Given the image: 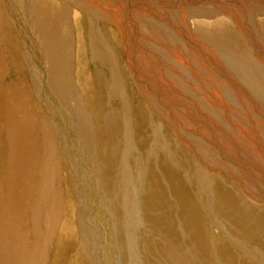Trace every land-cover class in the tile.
<instances>
[{"label":"rangeland","instance_id":"1","mask_svg":"<svg viewBox=\"0 0 264 264\" xmlns=\"http://www.w3.org/2000/svg\"><path fill=\"white\" fill-rule=\"evenodd\" d=\"M52 1L60 8L63 7L64 3L62 0ZM111 1H113L112 3L114 5V8L112 7L113 11H117L116 13H121L122 11L124 13L128 12L127 14H132L134 17L133 20L135 23L133 20L131 22L132 24L129 23V27L131 29H133V26L135 25L133 30L129 28L128 33V38L130 43H132L131 47H128L124 43L123 39L126 38L125 33L117 22L107 19H100L97 20V22L93 20L91 21L86 16L83 9L79 6L71 5V11L68 16L66 15L65 18L64 16L61 17L60 23L57 22V26H54V33L59 39L61 38L63 40L65 26H67L66 31L68 32L69 29L71 33L68 34L70 35L69 37L72 38V33H74L73 39L70 38L68 40L69 42L67 41L69 44H66L67 46H64V44L62 45L63 47H66V51H64V48L62 47L64 51V54L62 51V55H64V58L67 57L65 59H69L67 60V63L70 62L68 65L65 64L66 61L64 62V58L62 57L61 71L65 73L64 69H66L65 76H67L65 77L63 74V78L67 79L64 81L67 92L65 91L63 97L58 96L57 93L54 92V89H52L53 86L50 80H48L49 78L43 77V75H47V73L43 72L44 70H42V72H36L38 69L36 70L34 65L35 62L31 61L28 57V45H30V41L32 40L28 34L24 33L23 28L19 27L22 25L21 19L10 15L7 8L9 0H0V29H2L0 30V34L2 33L1 35H3V37L0 35V191L3 190L5 197L9 195V197H6L5 205H9L11 196H14V193L11 190V188L14 187L13 185L18 184L20 180L23 185H26L27 187L29 185V190L27 189L25 195H17L19 194L18 192L15 195V197L17 196L15 200H19L18 204L21 205V207L20 205L17 207L20 213L18 216L21 217L20 219L24 218L27 208L31 204L34 197L33 195H35L39 190L40 193L42 192L41 187L44 179L43 168H47V159L54 155L53 161L55 163L54 170L52 171V177H54L52 180L53 182L51 183L54 187V191L51 197L48 196V203L45 206H48L49 212L50 207H54L55 215L58 216L55 219L53 226L54 230L52 229L53 232L51 233L50 240L46 239L48 231L45 229L44 221L46 214H43L46 210L45 206H43V212H41L42 214H40L41 216L37 221V229H39L40 232L38 235L41 236V243H39L41 248L44 247L45 241H50V252L48 254L46 264H131L132 259L135 256L132 253L133 251H136L135 254L138 258L137 264H171L168 259L169 254H166V246L169 245L167 243L169 241V237L171 238V241L175 239V241L171 244L181 246L180 249L183 250L182 252L185 250L188 254H192L195 247L199 249L200 246H202L200 248L201 250L199 249V251L197 249L196 253L198 252V258H201V256L203 257L201 261L206 264H264V96H262L263 94L261 93L254 94L250 87L232 71L228 64L225 65L222 62L215 61V56L218 53L228 52L231 54L234 49L235 52L236 50L237 52L241 51L240 54L242 51L244 52V54L242 53L243 55L241 54L242 56L239 52H233L231 54L233 57L236 54L234 58H239V56L244 57V55L246 57L250 54L249 57L253 58V60L257 59V63L259 62L258 64H261L259 67H263L261 69L264 70V33L253 32L252 35V32H250V37L243 32L240 36V43L238 45H228L225 43L220 44L219 42H216V44L212 41L211 43L215 48H218L221 45L219 47L220 49H215L212 44H210L209 52L198 51L201 53V56H197L204 63V71L207 73V76H212L211 78H207L210 80H205L206 76L202 72V76L197 75L196 77H191L187 80V83L190 85L187 84V87H181L171 78V71H173V73L178 72V67H172V63H168L166 60L158 58L157 56H160L159 52L152 50L154 52L153 53L150 50H146L145 47V51L142 52L139 49V46H136V44H139L140 41L136 32V30H139L138 26H140V21L143 23L149 22V24L152 21L153 24L157 21H162L166 17L165 15L168 9H170L173 5V9H179L182 6L181 4H184V7L189 5L198 7V10L190 12L187 16L192 21L191 23H193L195 19L211 20L212 18L213 20L226 15L224 10L221 11V9H223L221 7L229 4L231 5V3L236 1L238 2V0H144L146 3L143 5V0ZM114 1L116 3H114ZM124 2H127L128 5L127 3L124 4ZM257 2V4H263V6L260 4L259 8H264L263 0H257ZM69 4L70 3H67L68 6ZM120 4L122 5L120 6ZM124 5H127L126 8ZM138 5H141V7ZM115 6L117 9H115ZM150 6L155 7L154 10L153 7L150 8ZM215 7L216 9H214ZM139 8H141V12ZM156 9L159 11L157 12ZM76 10L77 12H75ZM131 10H134V12ZM208 10L212 11V13ZM217 10H220L221 12L218 11L217 13ZM145 11L149 13L147 14ZM202 11L205 12L204 15H202ZM76 13L79 15L77 18L75 15ZM208 13L210 14L208 15ZM66 17L69 18L70 22L68 20L67 21L69 24H72L73 28H68L71 26L67 21H64L68 19ZM149 18H151V21ZM260 18L264 19V14H262ZM66 22L67 24H65ZM58 23H63L60 26L63 29V32L60 30ZM92 26L95 28H92ZM72 30L73 32H71ZM98 31L100 32L99 35ZM33 35H36V37L34 36L36 38H34L35 40L40 39L36 33ZM171 37L173 38V35H171ZM99 38L101 39V42L98 40ZM174 38L177 41V44H175L176 49L180 50L183 48L181 47L183 46L181 45V41L184 42V39H180V37L175 35ZM143 40L144 44L150 47V43L144 36ZM71 41L73 42L74 48L70 47L72 46ZM106 41L108 42L105 43ZM249 42L252 44H249ZM254 42L256 43L254 44ZM100 44L103 47H101ZM26 45L27 47H25ZM89 45H91V49L93 50L89 48ZM123 45L127 46V48H124ZM33 49L34 48L32 46V52L34 51ZM67 49H70L72 52ZM133 49H136V51ZM73 50L75 54L73 53ZM170 50V57L172 56V58H175L176 60L181 59L179 56L176 57V54L178 53L177 50L173 49V52L171 51V53ZM95 52L98 53L95 55ZM210 52H213L212 55ZM66 53L70 54L67 56ZM110 53L113 54L114 60L116 58V75L113 73L114 68H111L113 66H109L110 57L108 55ZM135 53L138 56V60L134 58ZM91 54L92 56L94 55V57H92ZM210 55L212 57H210ZM156 57L161 61V65H157L159 61L156 64L154 63V61L157 60ZM98 58H100V60H98ZM131 58H133L134 61H131ZM133 62L135 63L136 68L138 67V69H141V71L139 70L140 72L135 69ZM110 63L112 64V62ZM42 65L43 62L41 63V68ZM221 66L224 67L222 68ZM213 67L216 68L214 69ZM96 68H98V70ZM98 71L102 73H99ZM133 71L135 73H133ZM137 72H139L140 75L142 74V77ZM39 73L43 75L39 77ZM70 73H72V76ZM114 76L116 77L114 78ZM198 80L200 81L198 82ZM138 81L139 83L142 82L140 83L141 85L137 83ZM162 81H166L170 88L163 85ZM202 82L208 87H206ZM143 84L150 85H147L146 87L150 90L151 95L152 93L154 94L152 96L153 100L155 99V101L163 104V110L158 112L152 107L153 101L151 100L149 94H146L144 89L145 85L143 86L144 88L142 87ZM109 85L114 88L111 90ZM118 85L120 86L119 88ZM106 87H108V89ZM122 87L124 89H122ZM209 87L211 88L209 89ZM224 87L231 89L234 93L233 103L224 95L223 92H221L224 90ZM220 88H222V90ZM167 89L168 92H166ZM211 89L212 91L209 92ZM45 90L46 92L48 91V97L46 98H44L46 95ZM160 92L161 94H159ZM121 93L122 95L125 94L124 96L127 100L123 98L124 96H122ZM195 94H198L199 96H195ZM213 94L214 97H210L213 96ZM179 95L181 96V100H179ZM260 95L262 97L259 98L258 96ZM208 96L210 99L212 98L211 101ZM73 97L75 100L72 101ZM121 97L127 102L124 103L125 101ZM160 97L163 98L159 99L162 102L157 99ZM192 98L193 100H191ZM262 98L263 100H261ZM213 100H216L217 102ZM193 101L196 102L195 104H198L197 106H200L205 110L198 111L202 120L196 121L195 124L188 125L183 122L187 120L185 117L189 116V112L187 111L190 109L189 104ZM66 104H69V108ZM77 104L81 105L79 108L83 109L82 113H86L91 116L94 129L96 130L95 138H97L93 139L94 142L92 141L91 143L93 146H89L88 142L82 137L80 139L77 137L73 139L71 137V140L65 145V142L62 139L63 136L59 133V130L68 132L67 127L69 128L70 123H67L66 126V121L71 122L70 119L73 117L72 112H75L77 109ZM167 107H173L172 109L170 108L173 113L169 108L168 112ZM208 108H210V110ZM127 109L128 114L131 115L129 116L130 119L125 121L121 116L127 115ZM206 109L208 111H206ZM110 111L113 113H110ZM189 111L194 112V109L191 108ZM209 111L211 112L210 114ZM216 111H220L218 112L219 114ZM121 112L124 113L122 114ZM109 113L112 114L113 117ZM65 116L67 117L65 118ZM109 119H115V132L118 133H116V137L113 140H109L107 135V123H110ZM126 122L127 124H125ZM125 126L128 128L127 130H130L132 143L134 142L133 144L136 145L132 148L133 150L130 149V153L128 155L129 157L125 156V152L123 151L127 149L126 145H123L122 141L124 130L126 131ZM70 127L73 129L72 125ZM178 131L180 133H178ZM117 138L120 141L117 142ZM195 140L196 142H194ZM21 144H25L27 146L23 151L20 149ZM86 145L88 147H86ZM124 160L126 161L124 162ZM124 165H126V167ZM127 166L130 167L129 169L132 177L131 181L133 182L130 183L129 188H126V192L128 191L126 198L130 199L133 197L131 201L135 203V210L137 208L136 213H138V221H136L137 226L133 241H129L126 233L123 232V225L121 223V216L123 213L119 209L121 208L119 204L120 202H117L115 199L117 197L116 193H118L119 190L118 188H120L116 186L119 185L121 179L119 173L121 171L124 172V170L128 168ZM136 166L138 168L140 167V170ZM238 166L241 169H239ZM120 168H122L121 171ZM24 169L27 170L26 177H32L31 180L29 178L26 183L25 181H22V170ZM135 173L137 175H135ZM232 174L235 177H233ZM20 186L21 185L18 187L20 188ZM81 188L84 190L83 194L81 193ZM136 188H138V190ZM86 189L89 190V193ZM44 191L46 192V189H44ZM156 193L158 195H156ZM97 194L99 196H97ZM152 200H155L154 203ZM21 208L24 209V212ZM242 208L243 210H241ZM140 211L141 213L139 214ZM248 211H252V213H248ZM168 212L171 215L173 222H169L167 225L168 217H165L166 227L163 228L157 221V216L155 217V215H169L167 214ZM91 213H93L95 217L96 228L99 234L97 248H95L92 244L93 242H91L92 240L90 238L92 236L90 233L83 230V225L91 221V218L93 217L91 216ZM118 220L119 222L117 223ZM26 225H28V229L32 227L33 230L34 224L32 222ZM191 226H193V230L191 229ZM163 229L168 238H162L161 231H163ZM170 247L171 246L169 245L168 248ZM103 256L106 258H103ZM188 256L191 257V255ZM3 258L6 260L5 256H3ZM4 260L0 259V264H7ZM38 263L43 264L44 261L39 260Z\"/></svg>","mask_w":264,"mask_h":264},{"label":"bare ground","instance_id":"2","mask_svg":"<svg viewBox=\"0 0 264 264\" xmlns=\"http://www.w3.org/2000/svg\"><path fill=\"white\" fill-rule=\"evenodd\" d=\"M63 1V7H59L56 3H54L52 0H9V3H8V5H7V8H8V11H9V13H10V15L11 16H14V17H18L19 19H21V24L22 25H20L19 27H22L23 28V31H24V33L25 34H28L29 35V37H30V39L32 40V41H30V45H32L33 46V52H32V46H30V45H28V51H29V59L31 60V61H34L35 62V67H36V72H38V71H40V72H42V70H44L43 72L44 73H47V75H43V74H41V73H39L40 75H38L39 77L41 76V75H43V77H45V78H49L48 80H50V82H51V84H52V89H54V92L55 93H57V95L58 96H63L64 95V93H65V91H66V85H65V83H64V81H66L67 79H65V78H63V74H64V76H65V73H66V69H64L65 70V73H63V71H61V68H62V57L64 56V55H62V51H63V48H64V51H66L65 49H66V47H63L62 45L64 44V46H67L66 44H69L68 42V40L71 38V37H69L70 35H68V34H71L70 33V31H69V29H68V32L66 31V27L67 26H65L64 27V29H65V31H64V34H63V40H64V42H63V40L61 39V41H60V39L56 36V34L54 33V26L56 25V23L57 22H59L60 23V19H61V17H63L64 16V18H65V16L67 15L68 16V14H69V12L71 11V5L72 6H79L81 9H83V11L86 13V16L92 21H96L97 22V20H100V19H107V20H111V21H115V22H117L118 23V25L123 29V32L125 33V37L126 38H124L123 40H124V43L128 46V47H131L132 46V43H130V40H129V38H128V33H129V23H131L132 22V20L134 19V17L132 16V14H127V13H124L123 11V13L121 12V13H116L115 11H113L112 10V7L114 8V5H113V1H111V0H62ZM124 1V0H123ZM125 1H127V0H125ZM131 1V0H130ZM130 1H128V2H130ZM133 1V0H132ZM147 1V0H146ZM165 1H167V0H165ZM176 1V0H175ZM181 1V0H180ZM216 1V0H215ZM264 1V0H263ZM137 2V1H136ZM141 2V1H140ZM153 2V1H152ZM238 2H240V3H238ZM238 2L236 1V2H233V3H231V5L229 4V5H225V6H223V7H221V8H223V9H221V11H225V13H226V15L224 16H222V17H219V18H216V19H213L212 20V18H211V20H205V19H195L194 21H193V23H191L192 21L189 19V17H187L188 15H189V13L190 12H193L194 10H198V7H194L193 5L191 6V5H189V6H185L184 7V4H181L182 6L179 8V9H173L174 7V5L170 8V9H168L167 11H166V17L162 20V21H157L156 23H152V22H150V24H149V22L148 23H143L142 21H140L141 23L139 24L140 26H138L139 27V30L137 31L136 30V32H137V34H138V37L140 38V41H139V44H136V46L138 45L139 46V49L142 51V52H144L145 50H144V47H145V49L146 50H150V51H152V50H155V51H157V52H159L160 53V56H157L158 58H162L163 60H166L168 63H172L171 65H172V67L173 66H176V67H178L179 69V71L178 72H176V73H173V71H171V78H172V80L177 84V85H180L181 87H187V84H189V83H187L188 81L187 80H189L191 77H196L197 75L198 76H202V72L205 74V76H206V78H205V80H210V79H207V78H211L212 76H210V77H208L207 76V73L204 71V63L200 60V58L199 57H197L198 55H200L201 53H199L198 51H200V52H209V45L210 44H212L211 42L213 41V42H219L220 44L221 43H225V44H228V45H238L239 43H240V36H241V34L244 32V33H246L248 36H250L251 37V35H250V32H252V35H253V32L254 33H259V32H263L264 33V19H261L260 17H261V15L262 14H264V11H263V4L262 3H260V4H262V6H260V7H262V8H259V5L260 4H257L258 2H257V0H238ZM257 2V3H256ZM260 2V1H259ZM59 3H60V1H59ZM67 3H70L69 4V6L67 5ZM114 3H116L115 1H114ZM127 3V2H126ZM125 2H124V4H126ZM139 3V2H138ZM144 3H146V2H144V0H143V2H142V5L144 4ZM163 3V2H162ZM165 3V2H164ZM169 3V2H168ZM179 3V2H178ZM200 3H201V1H200ZM209 3V2H208ZM216 3V2H215ZM214 3V4H215ZM219 3H221V2H219ZM230 3V2H229ZM131 4V3H130ZM116 5V4H115ZM122 4H120V6H121ZM127 5H128V3H127ZM126 5V6H127ZM146 5V4H145ZM151 5V4H150ZM160 5V4H159ZM158 5V6H159ZM172 5V4H171ZM175 5H176V3H175ZM202 5V4H201ZM209 5V4H208ZM1 6V5H0ZM60 6H62V5H60ZM125 6V5H124ZM126 6H125V8H126ZM133 6H135V5H133ZM139 6V5H138ZM197 6V5H196ZM199 6H200V4H199ZM210 6V5H209ZM221 6V5H220ZM116 7V6H115ZM137 7V6H136ZM135 7V8H136ZM139 7H141V5L139 6ZM148 7V6H147ZM151 7H153V6H150V8ZM177 7V6H176ZM201 7V6H200ZM199 7V8H200ZM219 7V6H218ZM77 8V7H76ZM120 8V7H119ZM124 8V9H125ZM129 8H131V7H129ZM128 8V9H129ZM145 8V7H144ZM149 8V9H150ZM154 8L155 7H153V10H154ZM165 8V7H164ZM220 8V7H219ZM78 9V8H77ZM115 9H117V7L115 8ZM121 9H123V8H121ZM132 9V8H131ZM141 8H139V10H140ZM203 9V8H202ZM211 9V8H210ZM214 9H216V7L214 8ZM5 10V9H4ZM143 10V9H142ZM147 10V9H146ZM151 10V9H150ZM157 10V9H156ZM164 10V9H163ZM204 10V9H203ZM131 11H133L134 12V10H131ZM136 11V10H135ZM159 10H157V12H158ZM161 11V10H160ZM207 11V10H206ZM209 11V10H208ZM218 11L219 12H221L220 10H217L216 12L218 13ZM75 12H77V10L75 11ZM140 12H141V10H140ZM145 12H147V11H145ZM209 12H211L212 13V11H209ZM2 13V12H1ZM149 12H147V14H148ZM202 13V15H204V11H202L201 12ZM200 13V14H201ZM152 14V13H151ZM155 14V13H154ZM154 14H153V16H154ZM159 14V13H158ZM160 14H161V12H160ZM159 14V15H160ZM197 14V13H196ZM195 14V15H196ZM210 13H208V15H209ZM214 14V13H213ZM219 14H221V13H219ZM73 15H74V13H73ZM76 15V18L79 16L78 15V13H76L75 14ZM144 15V14H143ZM146 15V14H145ZM198 15H199V13H198ZM72 16V15H71ZM70 16V17H71ZM142 16V15H141ZM152 16V15H151ZM201 16V15H200ZM216 16V15H215ZM1 17H2V14H1ZM73 17V16H72ZM135 17H137V16H135ZM150 17V16H149ZM162 17V16H161ZM210 17V16H209ZM217 17V16H216ZM66 18H68V17H66ZM145 18V17H144ZM160 18V17H159ZM4 19V18H3ZM63 19V18H62ZM85 19V18H84ZM88 19V20H89ZM151 18H149V20H150ZM154 19H155V16H154ZM69 21V18L68 19H66V20H64V21ZM86 20V19H85ZM63 21V22H64ZM67 21V22H68ZM102 21V20H101ZM136 21V20H135ZM145 21V20H144ZM151 21V20H150ZM62 22V21H61ZM67 22L65 23V24H67ZM70 22V21H69ZM69 22H68V24H69ZM73 22V21H72ZM95 22V23H96ZM133 22H134V20H133ZM145 22H147V21H145ZM155 22V21H154ZM58 23V26L60 27L61 26V24H63V23H61V24H59ZM89 23V22H88ZM113 23V22H112ZM135 23V22H134ZM20 24V23H19ZM132 24V23H131ZM15 25V24H14ZM71 27H68V28H73L72 27V24H69ZM100 25H101V23H100ZM100 25H99V28H100ZM116 25V24H115ZM57 26V25H56ZM77 26V25H76ZM94 26V25H93ZM92 26V28H95L96 27V25H95V27H93ZM105 26V25H104ZM135 26V25H134ZM134 26H133V29H134ZM116 27V26H115ZM2 28V27H1ZM18 28V27H17ZM118 28V27H117ZM19 29V28H18ZM89 29H90V27H89ZM98 29V28H97ZM131 29V28H130ZM133 29H131V30H133ZM136 29V28H135ZM0 30H2V29H0ZM20 30H21V28H20ZM60 30L62 31L63 29L60 27ZM22 31V30H21ZM20 31V32H21ZM92 31V30H91ZM95 31H97V30H95ZM101 31V30H100ZM63 32V31H62ZM61 32V33H62ZM71 32H73V30L71 31ZM133 32V31H132ZM22 33V32H21ZM34 33H36L38 36H39V38L40 39H37V40H35L36 38V35H33ZM94 33V32H93ZM99 31H98V35H99ZM101 33H102V31H101ZM260 33V34H261ZM2 34V33H1ZM0 34V35H1ZM73 35H74V33H72ZM95 34V33H94ZM97 34V33H96ZM73 35H72V38L71 39H73ZM86 35H88V34H86ZM93 35V34H92ZM127 35V36H126ZM136 35V34H135ZM171 35H173V38L171 37ZM174 35L175 36H177V37H180V39L181 38H183L184 39V42L183 41H181L182 43H181V45H183V46H181V47H183V48H181L180 50H177L176 49V46H175V44H177L176 42V39L174 38ZM2 37H3V35H1ZM35 36V37H34ZM134 36V35H133ZM143 36L146 38V40H148V42L150 43V47H148V46H146L145 44H144V40H143ZM1 37V38H2ZM32 37H33V39H32ZM124 37V36H123ZM136 37V36H135ZM253 37V36H252ZM35 38V39H34ZM86 38V37H85ZM93 38H94V36H93ZM93 38H92V40H93ZM260 38H262V37H260ZM29 39V40H30ZM88 39V38H87ZM90 39V38H89ZM251 39V38H250ZM1 40V39H0ZM100 42H101V39L99 38L98 39ZM97 40V41H98ZM107 40V39H106ZM110 40V39H109ZM173 40H175V41H173ZM68 41V42H67ZM90 41V40H89ZM96 41V40H95ZM133 41V40H132ZM248 41H249V39H248ZM255 41V40H254ZM72 42V41H71ZM94 42V41H93ZM103 42V41H102ZM108 41H106L105 43H107ZM134 42V41H133ZM91 43H92V41H91ZM104 43V44H105ZM123 43V42H122ZM218 43V44H219ZM247 43V42H246ZM251 42H249V44H250ZM256 42H254V44H255ZM258 43V42H257ZM3 44V43H2ZM29 44V43H28ZM90 44V43H89ZM94 44V43H93ZM217 44V43H216ZM252 44V43H251ZM260 44V43H259ZM71 45V44H70ZM70 45H68V46H70ZM101 45V44H100ZM99 45V46H100ZM106 45V44H105ZM104 45V46H105ZM112 45H114V44H112ZM147 45H148V43H147ZM90 47V49H91V45H89ZM94 46H95V44H94ZM127 46H124L123 45V47L125 48H127ZM212 46L214 47V45L212 44ZM219 46V45H218ZM217 46V47H218ZM221 46V45H220ZM219 46V47H220ZM250 46V45H249ZM255 46V45H254ZM261 46V45H260ZM25 47H27V45L25 46ZM63 47V48H62ZM70 47H72V48H74L73 47V42H72V46H70ZM69 47V48H70ZM97 47V46H96ZM95 47V48H96ZM101 47H103L102 45H101ZM218 47V48H219ZM224 47H225V45H224ZM234 47V46H233ZM68 48V47H67ZM94 48V49H95ZM107 48V47H106ZM109 48H110V46H109ZM215 48V47H214ZM218 48H215V49H218ZM252 48H253V46H252ZM1 49V48H0ZM103 49V48H102ZM171 49V50H170ZM173 49H175V50H177L178 51V53L176 54L177 56L176 57H181V59H182V62H181V59L180 60H176L175 58H172V56L170 57V54H169V50H170V53H171V51L173 50ZM220 49V48H219ZM225 49V48H224ZM230 50H232L231 48H229ZM242 49V48H241ZM262 49V48H261ZM3 50V49H2ZM25 50H27V49H25ZM67 50H69V51H71L70 49H67ZM91 50H93V49H91ZM99 50V49H98ZM134 51H136V49H133ZM64 51H63V54H64ZM90 51V50H89ZM95 51H97V50H95ZM107 51V50H106ZM111 51H113V50H111ZM216 51V50H215ZM258 51V50H257ZM256 51V52H257ZM35 52V53H34ZM72 52V51H71ZM70 52V53H71ZM90 52H92V51H90ZM101 52V51H100ZM138 52V51H137ZM153 52V51H152ZM173 52V51H172ZM217 52V51H216ZM215 52V53H216ZM233 52H235V50L233 49ZM232 52V53H233ZM239 52V51H238ZM237 52V50H236V52L235 53H238ZM241 52V51H240ZM240 52H239V54H240ZM261 52H262V50H261ZM69 53V54H70ZM73 53H74V50H73ZM96 53H98V52H95V55H96ZM114 53V52H113ZM151 53V52H150ZM154 53V52H153ZM212 53L213 52H210V54L212 55ZM231 53V52H230ZM231 53V54H232ZM234 53V54H235ZM242 53L244 54V52L242 51ZM241 53V54H242ZM253 53H254V51H253ZM37 56H36V55ZM67 54V56L69 55L68 53H66ZM65 54V55H66ZM75 54V53H74ZM85 54V53H84ZM93 54V53H92ZM92 54H91V56H92ZM107 54V53H106ZM129 54V53H128ZM140 54V53H139ZM138 54V55H139ZM156 54V53H155ZM154 54V55H155ZM158 54V53H157ZM231 54H229L228 52H221V53H218L215 57H216V59H215V61H217V62H222V63H224L225 65L226 64H228V66H230L231 67V69H232V71L235 73V74H237L249 87H250V89L252 90V92H254V94H257V93H261V94H263L262 96H264V79H263V76H264V70L263 69H261V68H263V67H259V66H261V64H258L257 63V59L256 60H253V58H251V57H249V55H247V53H246V57H245V55H244V57H241V56H239V55H237V56H239V58L238 57H236V58H234L235 56H236V54H235V56L233 57ZM263 54V53H262ZM4 55H6V54H4ZM72 55V54H71ZM143 55H144V53H143ZM206 55V54H205ZM210 55V57H212ZM35 56H36V61H35ZM101 56V55H100ZM109 57H110V59H109V61L110 62H112V64L109 62V66H113V67H111V68H114V70H113V73L115 74V71H116V64L117 63H115V60H116V58H115V60H114V57H113V54L112 53H110L109 55H108ZM134 56V55H133ZM156 56V55H155ZM201 56V55H200ZM207 56V55H206ZM257 56H258V54H257ZM41 57V58H40ZM92 57H94V55L92 56ZM91 57V58H92ZM102 57V56H101ZM109 57H107V58H109ZM137 54L135 53V56H134V58H136L137 59ZM156 57V58H157ZM187 57V58H186ZM208 57V56H207ZM263 57V56H262ZM64 58V57H63ZM65 58H67V57H65ZM64 58V62L66 61V63L65 64H67L68 65V63L70 64V62H68L67 63V60H69V59H65ZM71 58V57H70ZM104 58H106V57H104ZM157 58V60L156 61H154V63L156 64L158 61V63H157V65H161V61L159 60ZM199 58V59H198ZM259 58V57H258ZM72 59V58H71ZM147 59V58H146ZM145 59V60H146ZM178 59V58H177ZM207 59V58H206ZM2 60H3V58H2ZM91 60V59H90ZM92 60H93V58H92ZM98 60H100V58H98ZM134 61V59L133 58H131V61ZM138 60V59H137ZM4 61H5V59H4ZM27 61H28V59H27ZM142 61V60H141ZM43 62V65H42V68H41V63ZM117 62V61H116ZM144 62V61H143ZM1 63H3V62H1ZM72 63H73V60H72ZM71 63V64H72ZM99 63V62H98ZM134 63V62H133ZM138 63V62H137ZM153 63V64H154ZM165 63V62H164ZM176 64H178V65H176ZM215 64V63H214ZM66 65V66H67ZM143 65V64H142ZM169 65V64H168ZM220 65V64H219ZM30 66V65H29ZM48 66V67H47ZM65 66V67H66ZM139 66V65H138ZM166 66V65H165ZM215 66V65H214ZM69 67H71V66H69ZM134 67H135V63H134ZM207 67H208V65H207ZM222 68L224 67V66H221ZM32 68V67H31ZM50 68V69H49ZM119 68V67H118ZM133 68V67H132ZM206 68V67H205ZM214 68V67H213ZM216 68V67H215ZM214 68V69H215ZM218 68H219V66H218ZM225 68H227V67H225ZM224 68V69H225ZM97 70H98V68H96ZM110 69V68H109ZM128 69V68H127ZM135 69H137L138 71L140 70L141 71V69H138V67L136 68L135 67ZM135 69H133V70H135ZM170 69V68H169ZM172 69H174V68H172ZM207 69V68H206ZM211 69V68H210ZM35 70V69H34ZM68 70V69H67ZM100 70V69H99ZM129 70V69H128ZM131 70V69H130ZM209 70V69H208ZM217 70V69H216ZM222 70V69H221ZM70 71V70H69ZM101 71V70H100ZM139 71V72H140ZM143 71V70H142ZM165 71V70H164ZM220 71V70H219ZM222 71H224V70H222ZM72 72V71H71ZM96 72V71H95ZM99 72V71H98ZM110 72V71H109ZM117 72V71H116ZM139 72H137L139 75H140V73ZM166 72V71H165ZM221 72V71H220ZM93 73H94V71H93ZM99 73H102V72H99ZM133 73H135L134 71H133ZM259 73V74H258ZM67 74H68V71H67ZM72 73H70V75H71ZM95 74V73H94ZM94 74H92V75H94ZM131 74V73H130ZM224 74V73H223ZM261 74V75H260ZM116 75V74H115ZM133 75H136V74H133ZM138 75V76H139ZM212 75V74H211ZM263 75V76H262ZM48 76V77H47ZM68 76H69V74H68ZM72 76V75H71ZM102 76V75H101ZM112 76H113V74H112ZM137 76V77H138ZM141 77H142V74L140 75ZM204 76V77H205ZM223 76V75H222ZM43 77H41V78H43ZM65 77H67V76H65ZM94 77V76H93ZM95 77H96V75H95ZM103 77V76H102ZM116 76H114V78H115ZM225 77H227V76H225ZM239 77H238V79H239ZM108 78H109V76H108ZM113 78V77H112ZM140 78V77H139ZM144 78V77H143ZM44 79V78H43ZM65 79V80H64ZM71 79H72V77H71ZM118 79V78H117ZM134 79H136V78H134ZM194 79V78H193ZM199 79H201V78H199ZM204 79V78H203ZM97 80V79H96ZM105 80V79H104ZM103 80V81H104ZM108 80V79H107ZM139 80V79H138ZM197 80V79H196ZM99 81V80H98ZM97 81V82H98ZM200 80H198V82H199ZM242 81V82H243ZM71 82V81H70ZM143 82L145 83V81L143 80ZM147 82V81H146ZM151 82V81H150ZM163 83V85H166L168 88H170L169 87V85H168V83L166 82V81H162ZM241 82V83H242ZM42 83V82H41ZM111 83V82H110ZM122 83V82H121ZM137 83H139V81L137 82ZM140 83H142V82H140ZM139 83V84H140ZM203 83V82H202ZM114 84V83H113ZM146 84V83H145ZM145 84H143L142 85V87L145 85ZM204 84V83H203ZM202 84V85H203ZM211 84V83H210ZM111 85V84H110ZM110 85H109V87H110ZM123 85V84H122ZM141 85V84H140ZM147 85H149V84H147ZM147 85H145V92H146V94L148 93L149 94V96L151 97V100L153 101V103H152V107L155 109V110H157L158 112L160 111V110H163L164 109V107H163V104H161V103H159L158 101H155V99L153 100V93H152V95H151V93H150V90H148V88L146 87ZM190 85V84H189ZM205 85V84H204ZM116 86H117V84H116ZM150 86V85H149ZM195 86V85H194ZM206 86V85H205ZM220 86V85H219ZM120 86L118 85V88H119ZM141 87V88H142ZM166 87V88H167ZM202 87V86H201ZM206 87H208V86H206ZM215 87V86H214ZM213 87V88H214ZM71 88H73V87H71ZM107 89H108V87H106ZM111 88V90L114 88H112V87H110ZM117 88V87H116ZM117 88V89H118ZM142 88V89H143ZM164 88H165V86H164ZM163 88V89H164ZM211 87H209V89H210ZM122 89H124L123 87H122ZM121 89V90H122ZM143 89V90H144ZM155 89V88H154ZM156 89H158V88H156ZM221 90H222V88H220ZM224 90L223 91H221V92H223L224 93V95L233 103L234 102V93L232 92V90L231 89H228V88H223ZM143 90H142V92H143ZM152 90V89H151ZM5 91V90H4ZM108 91V90H107ZM158 91H160V90H158ZM187 91H191V90H187ZM202 91V90H201ZM200 91V92H201ZM212 91V89L209 91V92H211ZM41 92V91H40ZM45 92H46V90H45ZM67 92V91H66ZM122 92V91H121ZM152 92V91H151ZM156 92V91H155ZM166 92H168V89L166 90ZM172 92V91H171ZM177 92V91H176ZM186 92V91H185ZM185 92H184V94H185ZM207 92H208V90H207ZM206 92V93H207ZM220 92V91H219ZM47 93H48V91L46 92V95L44 96V98H46V97H48V95H47ZM100 93V92H99ZM114 93V92H113ZM173 93V92H172ZM182 93H183V91H182ZM188 93V92H187ZM192 93V92H191ZM212 93H215V92H212ZM2 94H3V92H2ZM89 94V93H88ZM112 94V93H111ZM120 94V93H119ZM147 94V95H148ZM159 94H161V92L159 93ZM170 94V93H169ZM180 94V93H179ZM190 94V93H189ZM188 94V95H189ZM238 94V93H237ZM40 95V94H39ZM49 95H50V93H49ZM69 95V94H68ZM121 95H122V93H121ZM125 95V94H124ZM124 95H122V96H124ZM144 95V94H143ZM191 95V94H190ZM198 94H195V96H197ZM224 95H223V98H224ZM99 96V95H98ZM108 96H109V94H108ZM157 96V95H156ZM180 96V95H179ZM181 96H182V94H181ZM181 96L179 97L180 99L179 100H181ZM199 96V95H198ZM206 96V95H205ZM210 96V95H209ZM208 96V97H209ZM216 96V95H215ZM222 96V95H221ZM261 95L260 96H258L259 98L260 97H262ZM50 97H51V95H50ZM64 97V96H63ZM75 97V96H74ZM74 97H73V99H72V101L73 100H75L76 99V97H75V99H74ZM155 97V96H154ZM164 97H166V96H164ZM178 97V96H177ZM194 97V96H193ZM201 97V96H200ZM210 97H214V94H213V96H210ZM210 97H209V100L211 101V99H210ZM217 97V96H216ZM43 98V99H44ZM122 98V97H121ZM124 99H126L127 100V98H125V96L123 97ZM122 98V99H123ZM167 98V97H166ZM243 98V97H242ZM59 99H61V98H59ZM63 99V98H62ZM70 99H71V97H70ZM123 99V100H124ZM158 100L159 99H163V98H157ZM174 99V98H173ZM177 99V98H176ZM196 99H197V97H196ZM203 99H207V98H203ZM214 99V98H213ZM216 99V98H215ZM244 99V98H243ZM53 100V99H52ZM64 100V99H63ZM126 100H124L125 102L124 103H126L127 101ZM150 100V101H151ZM189 100V99H188ZM191 100H193V98L191 99ZM198 100V99H197ZM201 100H202V98H201ZM220 100H223V99H220ZM261 100H263V98L261 99ZM43 101V100H42ZM71 101V100H70ZM159 101H161V100H159ZM177 101H178V99H177ZM183 101V100H182ZM208 101V100H207ZM213 101H216V100H213ZM224 101H225V99H224ZM162 102V101H161ZM204 102V101H203ZM217 102V101H216ZM226 102V101H225ZM260 102V101H259ZM187 103V102H186ZM196 102H191L190 104H189V107H190V109L191 108H193L194 109V112H192V111H187V112H189V116L188 115H186V116H188V117H185V118H187V120L185 121V122H183V121H181V122H183V123H186V124H188V125H192V124H195L196 123V121H198V120H202V118L200 117L201 115H199V113H198V111L199 110H205L204 108H202V107H200V106H197L198 104H195ZM202 103V102H201ZM221 103V102H220ZM238 103H239V101H238ZM188 104V103H187ZM186 104V105H187ZM67 105V104H66ZM69 105V104H68ZM68 105H67V107H68ZM75 105V104H74ZM73 105V106H74ZM109 105V104H108ZM107 105V106H108ZM170 105V104H169ZM174 105V104H173ZM172 105V106H173ZM186 105H184V106H186ZM236 105H237V103H236ZM71 106V105H70ZM77 106V109L75 110V112L73 113L72 112V116L73 117H71V122H67L66 121V126H67V123H70V125H69V128L67 127V129H68V132H63V131H61V130H59L58 132L59 133H61L62 134V136H63V140H64V144L66 145L67 143H68V141H70L71 140V137L73 138V139H75L76 137L78 138V139H80L81 137L82 138H84L87 142H88V145L89 146H93L91 143H92V141H93V139H97V138H95L96 137V130L94 129V125H93V123H92V119H91V116H89V115H87L86 113H82V111H83V109L81 108H79V107H81V105L80 104H77L76 105ZM125 106H127V105H125ZM129 106H130V104H129ZM211 106V105H210ZM224 106V105H223ZM222 106V107H223ZM228 106V105H227ZM241 106V105H240ZM253 106V105H252ZM123 107V106H122ZM176 107H177V105H176ZM187 107H188V105H187ZM212 107V106H211ZM66 108V107H65ZM69 108V107H68ZM168 108L169 107H167V110H168ZM171 108V107H170ZM169 108V109H170ZM173 108V107H172ZM171 108V109H172ZM175 108V107H174ZM215 108V107H214ZM214 108H212V109H214ZM217 108V107H216ZM237 108V107H236ZM49 109V108H48ZM53 109V108H52ZM129 109V108H128ZM128 109L126 110V112L128 111ZM171 109H170V111H171ZM209 110H210V108H208ZM230 109V108H229ZM258 109V108H257ZM111 110V109H110ZM124 110V109H123ZM174 110V109H173ZM259 110V109H258ZM177 111V110H176ZM181 111V110H180ZM206 111H208L207 109H206ZM250 111V110H249ZM168 112H169V110H168ZM172 112V111H171ZM217 112V111H216ZM218 112H220V111H218ZM217 112V113H218ZM226 112H227V110H226ZM225 112V113H226ZM110 113H113L112 111H110ZM109 113V114H110ZM122 114L124 113V112H121ZM162 113V112H161ZM173 113V112H172ZM201 113V112H200ZM211 112L209 111V114H210ZM232 113V112H231ZM57 114V113H56ZM183 114V113H182ZM204 114V113H203ZM213 114V113H212ZM219 114V113H218ZM222 114V113H221ZM67 115V114H66ZM111 116H112V114H110ZM109 115V116H110ZM131 114H128V112H127V115L125 116V115H123V116H121V117H123L124 119L123 120H125V121H128V119H130V116ZM68 116V115H67ZM67 116H65V118L67 117ZM108 116V117H109ZM118 116V115H117ZM157 116V115H156ZM168 116V115H167ZM166 116V117H167ZM170 116H171V114H170ZM207 116V115H206ZM212 116V115H211ZM217 116V115H216ZM69 117V116H68ZM107 117V118H108ZM113 117V116H112ZM159 117H160V115H159ZM230 117V116H229ZM235 117V116H234ZM251 117V116H250ZM248 118V117H247ZM48 119V118H47ZM56 119V118H55ZM223 119V118H222ZM228 119V118H227ZM253 119V118H252ZM65 120V119H64ZM121 120V119H120ZM235 120V119H234ZM108 121V120H107ZM109 121H110V123H107V135H108V139L109 140H113V139H115V137H116V133L117 132H115V129H116V124H115V119L113 120V119H109ZM108 121V122H109ZM122 121V120H121ZM120 121V122H121ZM176 121V120H175ZM172 122H174V121H172ZM200 122V121H199ZM235 122V121H234ZM5 123V122H4ZM124 123V122H123ZM59 124V123H58ZM125 124H127V122L125 123ZM132 124V123H131ZM172 124V123H171ZM245 124V123H244ZM56 125V124H55ZM72 125V127H73V129L70 127ZM123 125V124H122ZM128 125H129V123H128ZM127 125V126H128ZM170 125V124H169ZM188 125H184V126H188ZM127 126H125L126 127V131L124 130V136H123V145H126V150H123L124 152H125V156H128L129 155V153H130V149H132L133 147H134V145L135 144H133L132 143V137H131V134H130V130H127L128 128H127ZM122 127H124V126H122ZM71 128V129H70ZM132 128V127H131ZM174 128H176V127H174ZM251 128V127H250ZM254 128H255V126H254ZM66 130V129H65ZM175 130V129H174ZM182 130V129H181ZM184 130V129H183ZM220 130V129H219ZM104 131V130H103ZM123 131V130H122ZM187 131V130H186ZM98 132V131H97ZM133 132V131H132ZM189 132V131H188ZM191 132H192V130H191ZM228 132V131H227ZM67 133V134H66ZM178 133H180L179 131H178ZM182 133H183V131H182ZM181 133V134H182ZM118 134V133H117ZM176 134H177V132H176ZM192 134V133H191ZM186 135V134H185ZM202 135V134H201ZM17 136V135H16ZM231 136V135H230ZM8 137V136H7ZM191 137V136H190ZM195 137V136H194ZM66 140H65V139ZM121 139V138H120ZM134 139V138H133ZM191 139V138H190ZM161 140V139H160ZM226 140V139H225ZM236 140V139H235ZM243 140V139H242ZM62 141V140H61ZM74 141V140H73ZM96 141V140H95ZM118 141H120V140H118V138H117V142ZM20 142V141H19ZM80 142V141H79ZM94 142V141H93ZM162 142V141H161ZM194 142H196V140L194 141ZM60 143V142H59ZM72 143H74V142H72ZM71 143V144H72ZM125 143V144H124ZM237 143V142H236ZM81 144H82V142H81ZM215 144V143H214ZM28 145V144H27ZM43 145V144H42ZM58 145V144H57ZM160 145V144H159ZM189 145V144H188ZM187 145V146H188ZM212 145V144H211ZM219 145V144H218ZM114 146V145H113ZM136 146V145H135ZM197 146V145H196ZM237 146V145H236ZM242 146V145H241ZM27 146L25 145V144H21L20 145V149H21V151H23L25 148H26ZM65 147V146H64ZM73 147V146H72ZM86 147H88L87 145H86ZM115 147V146H114ZM117 147H119V146H117ZM203 147V146H202ZM222 147V146H221ZM67 148V147H66ZM74 148V147H73ZM124 148V147H123ZM204 148V147H203ZM227 148H229V147H227ZM226 148V149H227ZM236 148V147H235ZM235 148H234V150H235ZM247 148V147H246ZM15 149V148H14ZM13 149V150H14ZM63 149V148H62ZM137 149V148H136ZM207 149V148H206ZM225 149V148H224ZM230 149V148H229ZM238 149V148H237ZM16 150V149H15ZM64 150V149H63ZM75 150V149H74ZM115 150H117V149H115ZM121 150V149H120ZM133 150V149H132ZM215 150H216V148H215ZM233 150V149H232ZM233 150V151H234ZM48 151H49V148H48ZM67 151H68V149H67ZM156 151V150H155ZM165 151V150H164ZM53 152V151H52ZM62 152V151H61ZM113 152V151H112ZM123 152V153H124ZM157 152V151H156ZM196 152V151H195ZM214 152V151H213ZM108 153V152H107ZM121 153V152H120ZM176 153V152H175ZM194 153V152H193ZM211 153V152H210ZM249 153V152H248ZM41 154V153H40ZM48 154H50V153H48ZM52 154V153H51ZM83 154V153H82ZM197 154V153H196ZM200 154V153H199ZM217 154V153H216ZM12 155V154H11ZM53 155V154H52ZM70 155H71V153H70ZM135 155V154H134ZM42 156V155H41ZM49 156V155H48ZM54 156V155H53ZM53 156H50L49 157V159H47V161H48V163H47V161H46V163H47V168H43L44 169V174H43V182H42V192L40 193L39 191H37V193L35 194V195H33L34 197H33V199H32V201H31V204L28 206V208H27V212H26V215L24 216V218H22V219H20L21 217H19L18 216V214H20L19 213V211H18V209H17V207L20 205V204H18L19 203V200L17 201V200H15V198L17 197H15V195L17 194V192L19 193V194H17V195H25V193L27 192V189L29 190V185H28V187L26 186V185H23L22 183H21V180L18 182V184H15V185H13L15 188H16V190H15V188L14 187H12L11 188V190L13 191V193H14V196H11V198H10V202H9V205H5V202H6V197L8 196L9 197V195H7L6 197H5V193L3 192V190H1L0 192H1V194H0V259H3L4 260V258H3V256H5V259L6 260H4L5 261V263H7V264H42V263H38V261L40 260H42V261H44V263L43 264H46V261H47V258H48V254H49V252H50V246H49V242L50 241H45L44 242V247L43 248H41V246H40V244L39 243H41L40 242V237L41 236H39L38 234H40V232H39V229H37L38 227H37V221L39 220V218H40V214H42L41 212H43L42 211V209H43V206H45V205H47V199L49 198L48 196H50L51 197V195H53V191H54V187L52 186V180H53V177H52V175H53V170H54V157ZM72 156V155H71ZM131 156H132V154H131ZM169 156H171V155H169ZM73 157V156H72ZM129 157V156H128ZM127 157V158H128ZM134 157H136V156H134ZM155 157V156H154ZM218 157V156H217ZM255 157V156H254ZM82 158V157H81ZM81 158H80V160H81ZM121 158V157H120ZM201 158V157H200ZM203 158V157H202ZM46 159V158H45ZM44 159V160H45ZM115 159V158H114ZM123 159V158H122ZM134 159V158H133ZM58 160V159H57ZM71 160V159H70ZM74 160V159H73ZM140 160V159H139ZM181 160V159H180ZM198 160V159H197ZM231 160V159H230ZM244 160V159H243ZM74 161H76V160H74ZM82 161V160H81ZM116 161V160H115ZM122 161V160H121ZM126 160H124V162H125ZM147 161V160H146ZM223 161V160H222ZM72 162V161H71ZM70 162V163H71ZM83 162V161H82ZM95 162V161H94ZM128 162V161H127ZM137 162H139V161H137ZM141 162H143V161H141ZM140 162V163H141ZM183 162V161H182ZM144 163V162H143ZM142 163V164H143ZM232 163V162H231ZM122 164V163H121ZM146 164V163H145ZM183 164V163H182ZM210 164V163H209ZM223 164V163H222ZM72 165V164H71ZM93 165H95V164H93ZM127 165H128V163H127ZM140 165V164H139ZM196 165V164H195ZM78 166V165H77ZM117 166V165H116ZM125 167H126V165H124ZM140 166H142V165H140ZM197 166V165H196ZM13 167V166H12ZM122 167V166H121ZM128 167V166H127ZM132 167V166H131ZM137 167V166H136ZM203 167V166H202ZM231 167V166H230ZM130 167H128V168H126L125 170H124V172H122L121 171V169L122 168H120V177H121V179H120V183H119V185H116V186H118V187H120V188H118L117 190H118V193H116L117 194V197L115 198L116 199V201L118 202H120L119 204H120V206H121V208H119L121 211H122V216H121V223H122V228H123V232H125L126 233V236H127V238H128V240L129 241H133V239H134V237H135V229H136V221H138V217H137V214L138 213H136V210H137V208H136V210H135V203H133L131 200H132V198H126L127 197V192H126V188H129V186H130V183L131 182H133V181H131L132 179V177H131V171H130V169H129ZM138 168V167H137ZM140 168V167H139ZM138 168V169H139ZM150 168V167H149ZM207 168H208V166H207ZM238 168L239 169H241L239 166H238ZM133 169V168H132ZM131 169V170H132ZM142 169H143V167H142ZM182 169V168H181ZM210 169V168H209ZM223 169V168H222ZM232 169V168H231ZM140 170V169H139ZM229 170V169H228ZM235 170V169H234ZM118 171H119V169H118ZM117 171V172H118ZM134 171V170H133ZM136 171V170H135ZM233 171V170H232ZM243 171V170H242ZM23 172H24V174H23ZM137 172V171H136ZM138 172H140V171H138ZM235 172V171H234ZM233 172V173H234ZM237 172V171H236ZM72 173V172H71ZM75 173V172H74ZM84 173H85V171H84ZM112 173V172H111ZM141 173V172H140ZM143 173V172H142ZM183 173V172H182ZM224 173V172H223ZM241 173H244V172H241ZM260 173V172H259ZM76 174V173H75ZM133 174V173H132ZM251 174V173H250ZM26 175H27V170L26 169H24V170H22V181L24 182L25 181V183H26V181L30 178V177H26ZM86 175V174H85ZM84 175V176H85ZM95 175V174H94ZM135 175H137L136 173H135ZM165 175V174H164ZM211 175V174H210ZM218 175V174H217ZM228 175V174H227ZM233 175V174H232ZM87 176V175H86ZM245 176V175H244ZM134 177V176H133ZM138 177H139V175H138ZM233 177H235L234 175H233ZM32 178V177H31ZM31 178H30V180H31ZM116 178V177H115ZM136 178V177H135ZM194 178V177H193ZM136 179H138V178H136ZM135 179V180H136ZM234 179V178H233ZM158 180V179H157ZM229 180V179H228ZM235 180V179H234ZM175 182V181H174ZM189 182V181H188ZM84 183V182H83ZM139 183H140V181H139ZM168 183V182H167ZM98 184V183H97ZM117 184H118V179H117ZM19 185H21L20 186V188L18 187ZM91 185V184H90ZM133 185V184H132ZM135 185V184H134ZM83 186H84V184H83ZM136 186V185H135ZM204 186V185H203ZM261 186V185H260ZM45 187H47V188H45ZM183 187V186H182ZM160 188V187H159ZM263 188V187H262ZM36 189V188H35ZM44 189H46V192L44 191ZM116 189V188H115ZM137 190H138V188H136ZM253 189V188H252ZM31 190V189H30ZM87 190V189H86ZM92 190V189H91ZM117 190H116V192H117ZM83 189L81 188V193L83 194ZM94 191V190H93ZM112 191H113V189H112ZM134 191V190H133ZM156 191V190H155ZM45 192V193H44ZM87 192L89 193V190H87ZM95 192V191H94ZM93 192V193H94ZM264 192V191H263ZM2 193H4V194H2ZM35 193V192H34ZM90 193H92V192H90ZM96 193V192H95ZM100 193V192H99ZM153 193V192H152ZM40 194H41V196H42V194H43V196L41 197L40 196ZM80 194V193H79ZM129 194V193H128ZM81 195V194H80ZM85 195H86V193H85ZM137 195H138V193H137ZM152 195V194H151ZM155 195V194H154ZM156 195H158L157 193H156ZM97 196H99L98 194H97ZM129 196V195H128ZM162 196V195H161ZM31 197V196H30ZM81 197V196H80ZM82 198V197H81ZM93 198V197H92ZM101 198V197H100ZM150 198V197H149ZM161 198H163V197H161ZM30 199V198H29ZM85 199V198H84ZM90 199V198H89ZM98 199V198H97ZM96 199V200H97ZM108 199V198H107ZM135 199V198H134ZM51 200V199H50ZM99 200V199H98ZM105 200V199H104ZM141 200V199H140ZM162 200V199H161ZM54 201V200H53ZM86 201H87V199H86ZM108 201V200H107ZM136 201V200H135ZM153 201V200H152ZM155 201V200H154ZM154 201H153V203H154ZM82 202H84V201H82ZM81 202V203H82ZM137 203H138V201H137ZM136 203V204H137ZM152 203V202H151ZM158 203V202H157ZM160 203H161V201H160ZM61 204V203H60ZM95 204H96V202H95ZM99 204V203H98ZM103 204V203H102ZM105 204V203H104ZM113 204V203H112ZM139 204V203H138ZM137 204V205H138ZM243 204V203H242ZM241 204V205H242ZM162 205V204H161ZM156 206V205H155ZM20 207H21V205H20ZM19 207V208H20ZM52 207V206H51ZM50 207V212L48 211V206L46 207L45 206V213H43V214H46L45 215V219H44V221H45V229L48 231L47 232V238L46 239H51L50 238V236H51V233L53 232V226H54V222H55V219H56V217L58 216V215H55V211H54V207H52L51 208ZM80 207H81V205H80ZM158 207V206H157ZM162 207V206H161ZM164 207V206H163ZM231 207V206H230ZM24 208V207H23ZM140 208H142V207H140ZM165 208V207H164ZM245 208V207H244ZM22 209V208H21ZM25 209H26V207H25ZM155 209V208H154ZM161 209V208H160ZM163 209V208H162ZM178 209V208H177ZM23 210V212H24V209H22ZM88 210V209H87ZM92 210V209H91ZM93 210H94V208H93ZM95 210H96V208H95ZM158 210H159V208H158ZM238 210V209H237ZM241 210H243V208L241 209ZM250 210V209H249ZM58 211V210H57ZM108 211V210H107ZM260 211V210H259ZM22 212V213H23ZM88 212V211H87ZM89 212H92V211H89ZM95 212V211H94ZM101 212V211H100ZM252 213V211H248V213ZM80 213V212H79ZM98 213V212H97ZM141 213V211L139 212V214ZM155 213V212H154ZM164 213H166V212H164ZM81 214V213H80ZM83 214V213H82ZM88 214V213H87ZM96 214V213H95ZM167 214H169V212L167 213ZM243 214V213H242ZM256 214H258V213H256ZM103 215V214H102ZM113 215V214H112ZM260 215V214H259ZM43 216V215H42ZM91 216H93L92 218H91V221H89L88 223H85L84 225H83V230L85 231V232H89L90 233V235L92 236L90 239L92 240L91 242H93L92 244H93V246L95 247V248H97V242H98V238H99V234H98V230H97V228H96V223H95V217H94V215H93V213H91ZM119 216V215H118ZM157 216V221L161 224V226L163 227V228H165L166 227V220H165V217H168V220H167V225H168V223L169 222H173L172 221V218H171V215L169 214V215H162V216H158V214L157 215H155V217ZM209 216V215H208ZM252 216V215H251ZM255 216V215H254ZM253 216V217H254ZM181 217V216H180ZM111 218V217H110ZM252 218V217H251ZM140 219H141V217H140ZM152 219V218H151ZM189 219V218H188ZM117 220V219H116ZM210 220V219H209ZM212 220V219H211ZM257 220V219H256ZM30 222H32L34 225H33V230H32V227H30L29 229H28V225H26V224H29ZM119 222V220L117 221V223ZM188 222V221H187ZM183 223V222H182ZM264 223V222H263ZM173 224V223H172ZM188 224V223H187ZM119 225V224H118ZM173 226V225H172ZM179 226V225H178ZM43 227V226H42ZM104 227V226H103ZM119 227V226H118ZM40 228V227H39ZM82 228V227H81ZM109 228V227H108ZM120 228V227H119ZM173 228V227H172ZM172 228H170V229H172ZM189 228V227H188ZM187 228V229H188ZM53 229V230H52ZM121 229V228H120ZM156 229V228H155ZM170 229H168V230H170ZM191 229L193 230L194 228H193V226H191ZM191 229H189V230H191ZM156 230H158V229H156ZM196 230V229H195ZM106 231V230H105ZM44 232V231H43ZM137 232V231H136ZM162 232V238L164 237H167L166 235H165V233H164V229H163V231H161ZM168 232H170V231H168ZM193 232V231H192ZM105 234V233H104ZM84 235V234H83ZM138 235V234H137ZM140 235V234H139ZM173 235V234H172ZM105 236V235H104ZM104 236H103V238H104ZM170 236H171V234H170ZM182 236V235H181ZM185 236H187V235H185ZM193 236V235H192ZM138 237V236H137ZM194 237V236H193ZM168 238V237H167ZM185 239V238H184ZM183 239V240H184ZM188 239V238H187ZM196 239V238H195ZM200 239V238H199ZM53 240V239H52ZM86 240V239H85ZM105 240V239H104ZM193 240V239H192ZM100 241H102V240H100ZM99 241V242H100ZM110 241V240H109ZM126 241V240H125ZM148 241V240H147ZM161 241V240H160ZM173 241H175V239L173 240ZM173 241H171V238L169 237V241L167 242L171 247L170 248H168V246H166L167 248H166V254L168 255L169 254V257H168V259H169V261H170V263L171 264H206L205 262H203V261H201V259L203 258L202 256H201V258H198V252L196 253V251H197V247H193L194 248V250H193V252H192V254H188L185 250H184V252H182L183 250H181L180 249V247L181 246H179V245H173V244H171V243H173ZM194 241H196V240H194ZM104 242V241H103ZM183 242H185V241H183ZM212 242V241H211ZM85 243V242H84ZM176 243V242H175ZM189 243V242H188ZM89 244V243H88ZM128 244V243H127ZM91 245V244H90ZM200 245V244H199ZM87 246V245H86ZM100 246H101V244H100ZM124 246V245H123ZM131 246V245H130ZM190 246V245H189ZM188 246V247H189ZM198 246V245H197ZM107 247V246H106ZM141 247V246H140ZM202 246H200V248H201ZM85 248V247H84ZM100 248V247H99ZM132 248V247H131ZM130 248V249H131ZM135 248V247H134ZM199 248V249H200ZM185 249H187V248H185ZM198 249V250H199ZM86 250V249H85ZM108 250V249H107ZM111 250V249H110ZM121 250V249H120ZM135 250V249H134ZM201 250V249H200ZM199 250V251H200ZM163 251V250H162ZM121 252V251H120ZM136 252V251H135ZM135 252L133 251L132 253H133V255H135L134 256V258L132 259V262H131V264H137L138 263V258H137V256H136V254H135ZM43 254V255H42ZM91 254V253H90ZM99 254V253H98ZM130 254V253H129ZM200 254H201V252H200ZM130 255H132V254H130ZM129 255V256H130ZM188 255H191V257H189ZM202 255V254H201ZM92 256H94V255H92ZM200 257V256H199ZM103 258H106V257H104L103 256ZM129 258V257H128ZM102 259V258H101ZM110 260V259H109ZM94 261V260H93ZM120 261V260H119ZM98 262V261H97ZM121 262V261H120ZM96 263V262H95Z\"/></svg>","mask_w":264,"mask_h":264}]
</instances>
